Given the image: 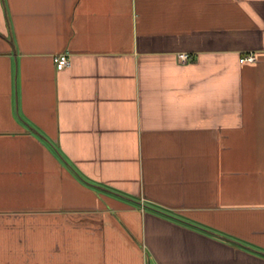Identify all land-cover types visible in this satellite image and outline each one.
I'll return each mask as SVG.
<instances>
[{
	"label": "crops",
	"instance_id": "1",
	"mask_svg": "<svg viewBox=\"0 0 264 264\" xmlns=\"http://www.w3.org/2000/svg\"><path fill=\"white\" fill-rule=\"evenodd\" d=\"M0 264H264V0H0Z\"/></svg>",
	"mask_w": 264,
	"mask_h": 264
},
{
	"label": "built area",
	"instance_id": "2",
	"mask_svg": "<svg viewBox=\"0 0 264 264\" xmlns=\"http://www.w3.org/2000/svg\"><path fill=\"white\" fill-rule=\"evenodd\" d=\"M178 58L180 60L187 61V59L189 57L186 54H179ZM255 60H256V58H254L253 55L248 54V56L241 57L240 62L241 63H243V62L248 63V62H254ZM53 61H54V64H55L57 71H63L65 68H68L70 66L69 55L67 53L56 55L53 58Z\"/></svg>",
	"mask_w": 264,
	"mask_h": 264
}]
</instances>
